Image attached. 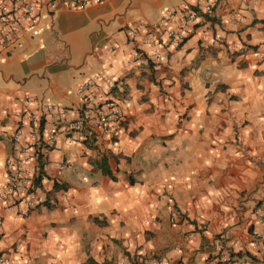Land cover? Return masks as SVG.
<instances>
[{
	"label": "crops",
	"instance_id": "crops-1",
	"mask_svg": "<svg viewBox=\"0 0 264 264\" xmlns=\"http://www.w3.org/2000/svg\"><path fill=\"white\" fill-rule=\"evenodd\" d=\"M49 1H37L36 23L0 56V186L23 94L79 105L76 87L102 73L114 89L98 85L85 95L116 104L122 117L92 143L55 137L41 180L50 203L23 218L0 204L8 264H139L149 256L162 264H264V215H252L264 202V60L249 50L264 42V0H215L152 66L131 55L142 52L145 30L161 36L181 27L175 15L158 21L183 0H103L81 10L58 0L47 11ZM134 24L142 31L129 38ZM225 45L247 51L232 55ZM101 158L113 180L99 170Z\"/></svg>",
	"mask_w": 264,
	"mask_h": 264
},
{
	"label": "built area",
	"instance_id": "built-area-1",
	"mask_svg": "<svg viewBox=\"0 0 264 264\" xmlns=\"http://www.w3.org/2000/svg\"><path fill=\"white\" fill-rule=\"evenodd\" d=\"M38 0H11L10 7L0 5V56L9 52L12 44L22 38L28 28L37 21L36 7ZM103 0H67L66 8L70 10L84 9L89 3L98 4ZM215 0H183L184 8L179 11L167 10L159 19L163 25L171 16H177L180 28L166 27L161 36L152 35L144 31L141 39L142 52H134L131 61L137 65H154L160 61L162 48H175L185 39L184 27L198 24L210 15ZM58 0H51L45 4L47 11L57 8ZM142 31L140 24L126 28L129 38H134ZM106 49H115L107 45ZM229 52L240 55L247 51L244 46L231 48L225 45ZM258 60H264V42L255 48H249ZM100 85L102 90L111 92L115 87V80L102 73H93L87 76L77 86L79 105L61 107L56 104L45 103L28 94L19 99L21 109L15 111L16 126L9 136L10 154L4 159L5 182L0 186V204L5 211L20 218L26 217L31 211L50 203L49 198L42 191L43 164L48 147L52 146L55 137L62 134L71 143L88 144L94 141L96 132L106 130L112 123L122 117L120 108L114 104L96 102L85 95V91ZM36 107L35 112L26 109L27 104ZM42 175L38 180L39 167ZM65 164L58 163V171H62ZM253 217L259 222L264 215V202L252 211ZM205 226L201 229L204 230ZM139 264H162L155 256L142 257ZM0 264H8V259L0 253ZM28 264V261H26ZM215 264V263H206ZM240 264V263H235Z\"/></svg>",
	"mask_w": 264,
	"mask_h": 264
},
{
	"label": "trees",
	"instance_id": "trees-1",
	"mask_svg": "<svg viewBox=\"0 0 264 264\" xmlns=\"http://www.w3.org/2000/svg\"><path fill=\"white\" fill-rule=\"evenodd\" d=\"M97 166L99 168V170L101 171V173L106 176L107 178L113 180V176L111 175V172L109 171V169L106 166V162L104 158L99 159ZM42 175V167H39V172H38V178H37V184L39 183L38 180L40 179V176ZM54 188H58V186L56 184L53 185ZM232 256V255H230ZM87 264H94L90 259L87 260Z\"/></svg>",
	"mask_w": 264,
	"mask_h": 264
},
{
	"label": "rangeland",
	"instance_id": "rangeland-1",
	"mask_svg": "<svg viewBox=\"0 0 264 264\" xmlns=\"http://www.w3.org/2000/svg\"><path fill=\"white\" fill-rule=\"evenodd\" d=\"M76 89H77V87H76ZM76 93V92H75ZM46 103H49V102H46Z\"/></svg>",
	"mask_w": 264,
	"mask_h": 264
}]
</instances>
